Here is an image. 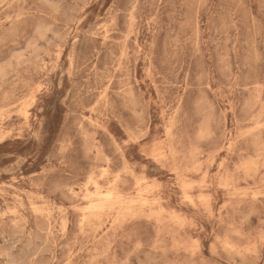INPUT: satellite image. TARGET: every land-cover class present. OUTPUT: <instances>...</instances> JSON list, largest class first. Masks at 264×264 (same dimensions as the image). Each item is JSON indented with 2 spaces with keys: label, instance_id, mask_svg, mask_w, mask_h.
<instances>
[{
  "label": "rangeland",
  "instance_id": "obj_1",
  "mask_svg": "<svg viewBox=\"0 0 264 264\" xmlns=\"http://www.w3.org/2000/svg\"><path fill=\"white\" fill-rule=\"evenodd\" d=\"M0 109V264H264V0H0Z\"/></svg>",
  "mask_w": 264,
  "mask_h": 264
},
{
  "label": "bare ground",
  "instance_id": "obj_2",
  "mask_svg": "<svg viewBox=\"0 0 264 264\" xmlns=\"http://www.w3.org/2000/svg\"><path fill=\"white\" fill-rule=\"evenodd\" d=\"M55 38V37H54ZM3 82V81H2ZM36 99V98H35ZM35 101V100H34ZM15 105V104H14ZM24 106V105H23ZM28 106V105H27ZM13 107V106H12ZM4 109V108H3ZM1 110V109H0ZM27 114H28V112H27ZM257 124H258V122H257ZM256 124V125H257ZM252 130H254V129H252ZM5 137V136H4ZM3 138V137H2ZM257 159V158H256ZM256 162V161H255ZM254 163V162H253ZM255 165V164H254ZM253 165V166H254ZM251 166V165H250ZM256 168V167H255ZM254 169V168H253ZM250 171H252L251 169H250ZM249 172V171H248ZM114 184H112V186H113ZM190 187V186H189ZM222 187V186H221ZM223 187H225V186H223ZM246 191V190H245ZM247 193H248V191H247ZM107 196V199H110V195L108 194V195H106ZM205 196V195H204ZM103 197V196H102ZM255 197V196H254ZM257 197V196H256ZM86 199V198H85ZM203 199V198H202ZM191 200H193V199H191ZM157 202V201H156ZM93 203V202H92ZM144 203V202H143ZM147 203V202H146ZM194 203V202H193ZM88 211V210H87ZM16 221V220H15ZM180 221V220H179ZM66 230V229H65ZM195 242V241H194ZM225 244H227V243H225ZM229 245V244H228ZM230 246V245H229ZM235 246V245H234ZM231 248V247H230ZM233 248V247H232ZM235 248V247H234ZM236 249V248H235ZM232 250H234V249H232ZM241 250V249H240ZM249 250V249H248ZM239 251V250H238ZM236 252V251H235Z\"/></svg>",
  "mask_w": 264,
  "mask_h": 264
}]
</instances>
